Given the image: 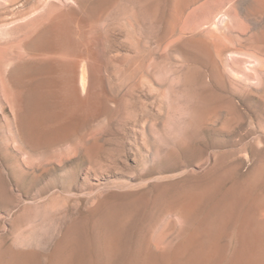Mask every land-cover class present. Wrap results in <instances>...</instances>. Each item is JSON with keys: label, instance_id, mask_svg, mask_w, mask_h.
I'll return each instance as SVG.
<instances>
[{"label": "rangeland", "instance_id": "1", "mask_svg": "<svg viewBox=\"0 0 264 264\" xmlns=\"http://www.w3.org/2000/svg\"><path fill=\"white\" fill-rule=\"evenodd\" d=\"M246 225L264 252V0H0V264H176L217 229L230 264Z\"/></svg>", "mask_w": 264, "mask_h": 264}, {"label": "bare ground", "instance_id": "2", "mask_svg": "<svg viewBox=\"0 0 264 264\" xmlns=\"http://www.w3.org/2000/svg\"><path fill=\"white\" fill-rule=\"evenodd\" d=\"M74 63V62H73ZM77 70V69H76ZM79 71V70H78ZM78 74L76 73V76ZM84 76V77H83ZM77 78V77H76ZM83 78H86L85 77V74H84V71H82L81 73V79H80V82L81 80H83ZM86 81V80H85ZM84 81V82H85ZM31 82V81H30ZM77 82V81H76ZM27 85H28V82H26ZM78 84V83H77ZM77 84H75V86L73 87V98L75 96L76 99H83V95L81 93V87H77ZM26 85V84H25ZM24 88V89H21L20 90V93L22 95V97L25 98L26 102L29 104V106L31 107L32 110L34 111H39V109H43V107L48 104V102L46 103V99L48 100L52 95V91L51 88L50 90H47L50 85L48 83L47 80L43 79L39 82H35L34 80H32L31 83H29V85ZM84 85V84H83ZM24 86V85H23ZM85 86V85H84ZM57 92V91H56ZM57 94V93H55ZM20 95V94H19ZM55 97V96H54ZM54 100V99H53ZM50 101V100H49ZM57 101V100H56ZM80 102V101H79ZM24 103V101H23ZM58 103V102H57ZM74 103V102H73ZM76 103V102H75ZM81 103V102H80ZM27 104V105H28ZM78 104V103H77ZM59 105V104H57ZM80 105V104H79ZM66 107V106H65ZM85 108V107H84ZM30 112V111H29ZM68 115V114H67ZM56 118V116H55ZM59 118V117H58ZM34 119V118H33ZM27 125L28 128L31 126V124L33 125L32 123V117L31 115L30 116H26L23 120V125ZM27 128V127H26ZM30 130V128L28 129ZM195 200V199H194ZM191 200L188 201V203L186 204V206H184L185 204H180L182 206H178L177 208H179V210L184 214L185 218H191V212H192V202ZM195 203V202H194ZM178 205V204H177ZM193 214V213H192ZM191 216V217H190ZM226 219H228L227 217H225ZM225 219V220H226ZM261 221V220H260ZM226 223V222H225ZM225 223H222L221 226H224ZM250 224V223H249ZM253 225V224H252ZM219 226V225H217ZM215 226V227H217ZM255 226V225H254ZM253 227V226H252ZM252 227L249 228V226H245L244 228V234L245 236L243 237V243H242V247L240 249V251L238 253H236L231 261L230 264H264V252L263 249L261 252H257L255 250V248L258 246V242L259 241V236H257V234L255 235V233H251L252 231H256V230H260V229H252ZM260 227V226H259ZM264 228V227H263ZM262 229V227H261ZM220 231V230H219ZM247 231V232H245ZM252 234V235H251ZM218 229H217V233L216 232H213V234L211 233V237H210V243L206 244H201L203 247H202V250H199V251H196V252H193L191 253V255H189L186 259V261L182 262L180 261L181 258H179V255L180 254H177L176 252V256L175 254L173 256L174 257V262L176 264H220L222 262L221 261V257L218 253V249L219 247L217 246V236H218ZM258 237V238H257ZM107 238V237H106ZM258 239V240H257ZM257 240V241H255ZM109 241V240H108ZM198 241V238L197 236H195L193 239H192V244H196ZM255 244H254V243ZM257 242V243H256ZM260 243V242H259ZM153 244V243H152ZM262 245V243H261ZM259 244L258 247L261 246ZM204 247H207V249L204 250ZM109 248V247H108ZM261 248V247H260ZM259 248V249H260ZM263 248V247H262ZM115 249V248H114ZM114 249H112L114 252ZM111 252V249H109ZM117 250V249H116ZM178 252H180V250L178 249L177 250ZM256 251V252H255ZM116 253V252H114ZM114 253H110V257L114 254ZM109 254V253H108ZM107 254V255H108ZM109 256V255H108ZM108 258V257H107ZM150 260L147 261L145 264H157L156 263V260H154V257L153 258H149ZM179 259V261L177 260ZM107 262V261H106ZM108 263V262H107ZM68 264H71V262H69Z\"/></svg>", "mask_w": 264, "mask_h": 264}]
</instances>
